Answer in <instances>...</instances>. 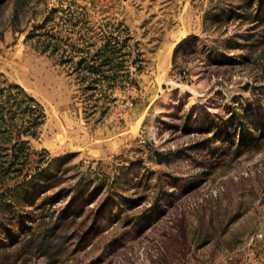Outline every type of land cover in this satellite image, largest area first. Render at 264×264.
I'll return each instance as SVG.
<instances>
[{"label": "rangeland", "instance_id": "374dc122", "mask_svg": "<svg viewBox=\"0 0 264 264\" xmlns=\"http://www.w3.org/2000/svg\"><path fill=\"white\" fill-rule=\"evenodd\" d=\"M0 106L2 160L30 148L0 264H242L264 233V0H0Z\"/></svg>", "mask_w": 264, "mask_h": 264}, {"label": "trees", "instance_id": "16d2710c", "mask_svg": "<svg viewBox=\"0 0 264 264\" xmlns=\"http://www.w3.org/2000/svg\"><path fill=\"white\" fill-rule=\"evenodd\" d=\"M4 124H5V117L3 111L0 110V135L2 134L6 135L7 128L4 127ZM1 130H3V132ZM12 149L15 152L14 161L7 164L8 160L7 159L2 160V158L6 156H10V154L8 153L10 149L7 145L0 144V178L8 176L11 172H15L19 174L23 171L22 168L16 167L18 163L17 160L21 161L23 155L27 156L28 150H30V148L27 146L26 142L22 141L19 142L16 146H13ZM21 163H24V161Z\"/></svg>", "mask_w": 264, "mask_h": 264}, {"label": "built area", "instance_id": "2783aa9c", "mask_svg": "<svg viewBox=\"0 0 264 264\" xmlns=\"http://www.w3.org/2000/svg\"><path fill=\"white\" fill-rule=\"evenodd\" d=\"M263 240H264L263 232H258L252 238H250V240L247 243L246 252H245L247 258L249 257V255H257L259 252L264 250Z\"/></svg>", "mask_w": 264, "mask_h": 264}, {"label": "crops", "instance_id": "0c3cea01", "mask_svg": "<svg viewBox=\"0 0 264 264\" xmlns=\"http://www.w3.org/2000/svg\"><path fill=\"white\" fill-rule=\"evenodd\" d=\"M242 264H264V250L259 252L257 255H249L247 258L246 255H243Z\"/></svg>", "mask_w": 264, "mask_h": 264}]
</instances>
